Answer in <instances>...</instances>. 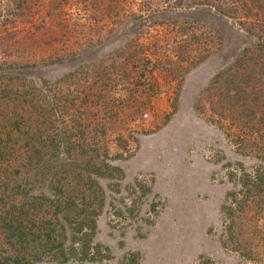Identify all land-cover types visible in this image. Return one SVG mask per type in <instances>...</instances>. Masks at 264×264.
Returning a JSON list of instances; mask_svg holds the SVG:
<instances>
[{"label":"trees","instance_id":"trees-1","mask_svg":"<svg viewBox=\"0 0 264 264\" xmlns=\"http://www.w3.org/2000/svg\"><path fill=\"white\" fill-rule=\"evenodd\" d=\"M211 58L206 97L250 113L264 98V0H0V264L67 260L70 228L88 248L120 171L115 129L127 147L117 126L151 110L159 78ZM240 181L234 215L264 193V171Z\"/></svg>","mask_w":264,"mask_h":264},{"label":"rangeland","instance_id":"rangeland-1","mask_svg":"<svg viewBox=\"0 0 264 264\" xmlns=\"http://www.w3.org/2000/svg\"><path fill=\"white\" fill-rule=\"evenodd\" d=\"M243 37L240 46L251 42ZM219 62L209 59L182 81L159 78L151 110L117 126L128 146L116 142L118 130L111 137L108 163L120 171L103 184L106 205L88 248L70 228L67 260L35 264H264V193L245 211H229L242 198V174L264 171V98L252 97L250 113L221 115L219 97H206ZM241 134L249 144L240 145Z\"/></svg>","mask_w":264,"mask_h":264}]
</instances>
